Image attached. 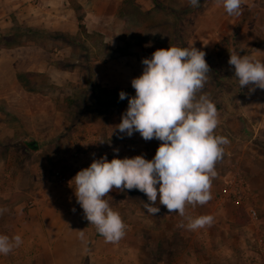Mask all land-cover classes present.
Listing matches in <instances>:
<instances>
[{
    "label": "rangeland",
    "instance_id": "1",
    "mask_svg": "<svg viewBox=\"0 0 264 264\" xmlns=\"http://www.w3.org/2000/svg\"><path fill=\"white\" fill-rule=\"evenodd\" d=\"M192 44L206 53L211 70L197 96L215 103V134L229 140L215 166L212 199L187 206L184 217L157 202L153 216L144 209V193L114 189L107 199L127 226L125 235L110 243L87 230L83 264H264V90L239 89L228 64L234 50L264 61V0H244L239 16L228 15L218 0H199V7L189 0H0L4 161L37 165L51 154V170L60 169L56 156H73L84 168L103 155L110 161L116 137L107 133L122 115L114 103L125 112L128 100L119 92L135 96L131 80L142 73V59ZM125 145L130 149L132 140ZM229 184L234 194L222 193ZM6 212L0 206V221ZM201 215L214 217L211 226L189 230L188 217Z\"/></svg>",
    "mask_w": 264,
    "mask_h": 264
},
{
    "label": "clouds",
    "instance_id": "2",
    "mask_svg": "<svg viewBox=\"0 0 264 264\" xmlns=\"http://www.w3.org/2000/svg\"><path fill=\"white\" fill-rule=\"evenodd\" d=\"M218 2L230 16L242 14L244 0ZM189 3L199 7V0ZM205 56L192 44L156 49L150 58H143L142 73L131 80L135 96L119 92V99L127 98L128 106L111 135L118 131L131 137L138 132L145 141H160L154 157L149 160L143 155L114 156L109 161L103 155L69 181L85 219L106 242L121 240L127 227L107 199H111L108 193L114 189L144 193L148 201L143 202L144 209L153 216L160 212L157 202L169 214L184 217L187 206L205 205L212 199L215 166L222 160L229 140L215 134L219 124L215 103L207 94L197 96L211 71ZM228 64L233 66L239 89L264 90V61L234 50L229 53ZM213 220L211 215L188 217L186 227L204 228L211 226ZM77 231L83 240V230ZM22 243L20 235L0 234V255L7 256Z\"/></svg>",
    "mask_w": 264,
    "mask_h": 264
},
{
    "label": "crops",
    "instance_id": "3",
    "mask_svg": "<svg viewBox=\"0 0 264 264\" xmlns=\"http://www.w3.org/2000/svg\"><path fill=\"white\" fill-rule=\"evenodd\" d=\"M116 109L124 113L121 105ZM120 120L118 116L117 125ZM111 133L112 130H109L107 136L116 137V158H124L127 154L129 158L143 155L151 160L160 144L156 139L145 141L138 132L131 137L118 131ZM128 138L133 142L130 149L129 144L125 145ZM35 151L32 152L41 154L42 149L38 147ZM22 154L25 155L23 150ZM50 155L38 159L37 165L24 160L11 159L10 162L9 157L5 161L0 160V206H7L4 215H8L6 222L0 221V234L9 237L20 235L23 241L7 256L0 255V264H83L86 240L79 238L77 230H83L84 236L87 230L89 235L93 231L97 235L95 227L85 219L82 208L76 202L70 187L74 185H69V181L84 167L74 163L73 156L55 155L52 159L56 160L54 164L60 169L51 170ZM35 173L37 177H33ZM26 201L31 202L30 206L25 204ZM234 219L236 221V215Z\"/></svg>",
    "mask_w": 264,
    "mask_h": 264
},
{
    "label": "trees",
    "instance_id": "4",
    "mask_svg": "<svg viewBox=\"0 0 264 264\" xmlns=\"http://www.w3.org/2000/svg\"><path fill=\"white\" fill-rule=\"evenodd\" d=\"M77 6H78V5H77ZM79 7H80V6H79ZM76 19H77V21H78L79 23L82 22V16H81V15H78V16L76 15ZM120 104H121V102H116V103H114V106H115V107H118ZM24 145L26 146L27 149H29V150H31V151H35V150H37V146L34 145L33 143L25 142V141H24ZM239 214H240V212H239ZM239 214L236 213V222H238L239 224H244V223H245V220L241 219V218L239 217ZM240 216L242 217L243 214H241Z\"/></svg>",
    "mask_w": 264,
    "mask_h": 264
},
{
    "label": "built area",
    "instance_id": "5",
    "mask_svg": "<svg viewBox=\"0 0 264 264\" xmlns=\"http://www.w3.org/2000/svg\"><path fill=\"white\" fill-rule=\"evenodd\" d=\"M230 186L231 185L229 184V186L227 185L226 187H224L222 189V193L228 194V195L234 194L235 191L233 192ZM30 203H28L29 206H30ZM248 214H249V216H250L251 219H254L255 220L257 218V211L254 208H250L248 210Z\"/></svg>",
    "mask_w": 264,
    "mask_h": 264
}]
</instances>
